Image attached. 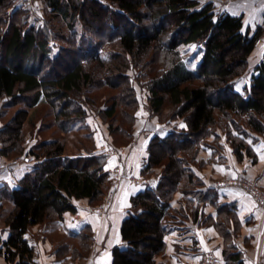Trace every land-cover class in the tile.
<instances>
[{
    "label": "trees",
    "instance_id": "obj_1",
    "mask_svg": "<svg viewBox=\"0 0 264 264\" xmlns=\"http://www.w3.org/2000/svg\"><path fill=\"white\" fill-rule=\"evenodd\" d=\"M45 1L53 10L51 24L62 17L89 29L81 39L72 37L76 48L72 51L79 58L56 74L55 67L71 50L62 47L52 58L49 41L53 36L69 43L68 33L60 30L51 35L49 28L27 29L24 12L9 14L12 0H0V98H10L14 104L26 102L29 108L46 101L55 110L56 122L69 131L87 118L86 106L78 98L83 91L86 102L96 103L88 94L91 87L119 91V103L101 112L104 119L113 118L120 104L128 109V123L134 124L140 105L135 82L147 83L150 112L161 115L171 105L172 120L187 126L152 139L144 172L164 167V174L156 187L132 198L131 213L122 226L127 246L114 249L113 264H157L166 253L170 225L182 221L189 210L195 221L215 225L225 238L228 264H244L233 244L241 230L236 206L220 204L218 192L206 188L193 167H204L198 160L204 146H222L221 131L240 161L254 154L248 139L264 135V59L250 84L238 87L250 74V58L262 30L250 37L244 32L243 17L218 13L210 0ZM190 44L199 45L202 54L195 70L186 66L180 52ZM27 117L28 110L22 111L0 131V136L7 137L2 155L23 153L20 146ZM119 130L133 138V132ZM29 155L36 159L33 170L18 188L0 191V202L10 199L14 203L6 218L11 237L0 247V256L9 263L34 264L35 250L26 238L30 229L63 223L65 213L77 211L74 200L102 204L110 184L103 155L66 156L58 141L36 146ZM178 192L183 195L181 210L172 205ZM190 196L216 207L217 218L201 215L200 219L199 207L193 208ZM92 235L90 226L70 234L79 245L62 244L56 251L58 258L84 257Z\"/></svg>",
    "mask_w": 264,
    "mask_h": 264
},
{
    "label": "crops",
    "instance_id": "obj_2",
    "mask_svg": "<svg viewBox=\"0 0 264 264\" xmlns=\"http://www.w3.org/2000/svg\"><path fill=\"white\" fill-rule=\"evenodd\" d=\"M216 10L221 14L243 17L244 32H248L250 37H254L262 30L260 43L250 58V74L243 79H248L243 84L244 87L250 84L255 68L264 59V0H234L230 3H218ZM253 17L254 19H252ZM201 59L202 54L200 53L196 66L191 70L197 68ZM151 118L152 115L150 116L148 112L144 131L149 136V141L145 146H140L136 152L138 158H143L142 169L149 159V143L154 137L163 138L175 130H183L187 127L184 122L179 120H170L164 124L158 122L155 117ZM52 142L54 140L46 141V143ZM248 142L254 154L253 156L246 155L242 161L238 159L234 148L230 146L231 144L224 140H221L222 146L218 148L204 146L198 157L199 161L205 163L204 168L193 167V170L197 178L204 182L206 188H212L218 192L220 204L236 206V213L241 221V230L233 244L242 254L244 264H264V208L259 206L252 195L229 184L232 180L246 174L256 179L264 187V135L252 136ZM2 149L3 147L0 146V159L3 162ZM99 150L90 154L102 155ZM83 154L90 155L89 153ZM105 161V169L108 171V165L114 160L105 157ZM33 168L30 159H27L25 170L15 163H13L12 171L0 170L2 171L0 173V191L5 188H18L19 182ZM159 176L160 174H155L149 181H143V187L133 185L122 188L114 205L108 209L105 215L100 214V210H95V207L88 203L89 200H74L77 211L65 213L63 223L50 226V230L45 228L44 232H38L39 227L30 229L26 238L35 250L34 264H113L114 249L127 246L123 240L122 226L131 213L132 198L148 187H156ZM182 198L183 195H181V200ZM189 198L194 201L193 208L199 207L200 219L201 215L217 218L216 207L199 203V200L192 196ZM172 205L178 210L183 207L181 202L176 199ZM0 206H2L0 211V247H2V244L11 237V230L6 225V218L13 211L14 203L10 199H5L0 202ZM182 219V221L170 225V231L166 236V253L157 259V264H202L207 256H212L215 264H228L225 255L226 241L215 225L195 221L190 210ZM88 226L92 228L94 235L98 236L97 250H93L90 257L84 261L59 259L56 251H53V245L48 236L53 235L54 232L70 236V234L80 233ZM0 264L16 263H9L4 256H0Z\"/></svg>",
    "mask_w": 264,
    "mask_h": 264
},
{
    "label": "rangeland",
    "instance_id": "obj_3",
    "mask_svg": "<svg viewBox=\"0 0 264 264\" xmlns=\"http://www.w3.org/2000/svg\"><path fill=\"white\" fill-rule=\"evenodd\" d=\"M101 1L105 3L104 0ZM210 1L215 4H224L233 2L234 0ZM203 2H206V0H203ZM16 11L24 12L23 17L27 29L31 27L44 29L49 28L53 30L51 35L54 34L55 31L58 32L60 30L66 34L68 33V38L66 40L69 41V43L64 40L61 41L59 39H55L49 33V36H51L49 46L53 47V51L51 53L52 58L57 57L59 53H61L60 50L62 47H66L71 50L68 51V53H65V60L55 67L56 74H62L66 68L76 64L79 54L75 52L76 48L75 46L73 47V44H71V41H73L72 37H74V40L76 39V36L78 39H81L85 35V32H88L87 34H89V29L86 30L80 22L76 24L75 22L73 23V20H63L62 17L58 18L56 22L51 24L49 20L53 10L48 6L45 0H12V6L9 10V14H13ZM71 34H74V36H71ZM103 36L105 35L103 34ZM72 48H75V50L72 51ZM180 52L186 66L193 69L200 56L199 45L190 44L188 46H183L180 48ZM130 74L135 76L136 73L135 71H131ZM247 81L248 79L246 78L243 82H239V89H241L243 84ZM135 87L137 89L140 105L137 113V120L134 124L128 123V117H126L128 109L126 107H122L120 104L117 108L116 115L113 118L104 119L101 112L106 111L107 108L111 107L114 103H119V91L110 89L109 87H91L92 89H89L88 94L96 100V103L93 104V102H86V91H83V96L79 95L80 97L78 98H80L82 103L86 106L87 118L70 126L69 131H64L63 128L56 122L55 110L52 105L46 101H42L34 108H29L26 102L21 101L14 104L10 98H0V131L10 125L19 113L24 110H28V117L24 122L22 130L23 141L20 146L23 153L18 154V151H16L11 152V154L7 156L2 155L4 160L3 168L1 170L12 171L13 163L18 164L20 168L25 170L24 168L27 159H30V162L35 167L36 159L29 155V153L32 149L36 148V146H39L48 140H54L62 143L65 147V155L71 157L86 155L83 153L90 154L100 149V154L105 156L106 159L108 157L114 160L113 163L108 165L107 172L110 173L109 189L103 198L102 204L93 206L95 207V210H100V214L105 215L108 212V209L114 205L122 188L131 187L133 185L143 187V181H149L152 178L151 176L155 174H164V167L144 172L145 167L142 169L144 165L143 158H138L136 152L139 150L140 146H145L146 142L148 143L149 141V136L146 135V132L144 131L147 124L146 121L148 119V112L150 113V116L152 115V118L155 117L158 122L166 124L172 120V114L174 112L173 107L168 105L161 115H153L148 107L149 89L147 83L144 84L135 82ZM119 128L124 131L133 132V138H127L126 135L122 133V130H119ZM220 133L222 134L221 140L230 144L227 136L222 131ZM6 138L7 137L5 135H3V137L0 136V146H6L3 142ZM199 156L200 153L198 157ZM197 168L203 169L204 167L197 166ZM2 171H0V173ZM244 175L253 180L257 188L264 191V187L256 179L249 177L246 174ZM181 195V192H178L175 195V199L179 200V202H181ZM88 203L90 204L89 201ZM52 225L55 224H47L46 226L39 227L38 232H44L43 230L45 228L46 230H50V226ZM43 235H45V233H43ZM48 237L51 239L54 252L57 251L62 244L73 245L76 243V245H79L78 242H75L65 234L59 235L54 232L53 235H49ZM97 238L98 236L96 237L93 233L90 240V250L84 252L86 253L84 257H68L66 260L84 261L89 258L93 250H97L99 244ZM71 253L72 252L70 251L69 256H71Z\"/></svg>",
    "mask_w": 264,
    "mask_h": 264
},
{
    "label": "built area",
    "instance_id": "obj_4",
    "mask_svg": "<svg viewBox=\"0 0 264 264\" xmlns=\"http://www.w3.org/2000/svg\"><path fill=\"white\" fill-rule=\"evenodd\" d=\"M259 43L260 41L257 42V45ZM2 168H3V162L2 159H0V170ZM229 184L230 186L241 188L248 194L252 195L256 199V201L260 204V206L264 208V191H261L259 188H257L253 180L243 175L232 180ZM202 264H215V260L212 256H207L204 258Z\"/></svg>",
    "mask_w": 264,
    "mask_h": 264
},
{
    "label": "snow or ice",
    "instance_id": "obj_5",
    "mask_svg": "<svg viewBox=\"0 0 264 264\" xmlns=\"http://www.w3.org/2000/svg\"><path fill=\"white\" fill-rule=\"evenodd\" d=\"M252 19H254V17ZM250 22H251V20H250Z\"/></svg>",
    "mask_w": 264,
    "mask_h": 264
}]
</instances>
